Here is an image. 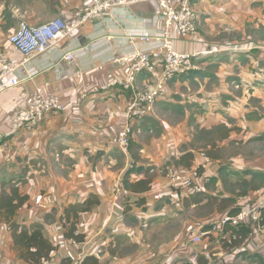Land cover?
I'll return each mask as SVG.
<instances>
[{
  "label": "crops",
  "instance_id": "0c3cea01",
  "mask_svg": "<svg viewBox=\"0 0 264 264\" xmlns=\"http://www.w3.org/2000/svg\"><path fill=\"white\" fill-rule=\"evenodd\" d=\"M197 1L199 2L195 7L196 11L199 17H204L208 14L206 10H209L210 3L216 0ZM216 2L212 5L213 10L218 6L230 5L231 2L235 5L237 0H228L229 3H223L224 0H221V3L218 0ZM89 3L90 0H0L2 15L0 23L3 25L6 23L7 12L11 14L12 21L15 23L9 28L6 38L1 37L0 47L9 52L13 62H24L25 56L9 42L10 34L18 27L15 26L16 23L27 21L30 24H40L56 17H64L67 21H73L75 11ZM159 14L160 7L156 1H144L119 6L104 14L96 15L81 23L65 41L75 51V60L72 64L61 60L62 51L59 48L61 45L58 43L51 52L36 53L23 64L24 68L17 74L22 79L19 85H9L7 79L3 81L4 85L0 89V132L4 134L0 143V184H11L18 180L21 184V191L30 193L31 206L18 211L15 220L27 224L36 219L41 222L45 235L57 246L48 264H63L65 260H70L72 264L80 262L93 249L94 244L102 241L100 245H105L109 242L106 229L117 230L121 227L120 224L117 226L114 221L116 215L122 213L117 212L115 207L113 211L110 209L114 185L116 181H123L124 174L135 163L145 167L149 165L155 167L149 173L154 180L152 188L144 193L133 192L129 189L132 195L126 202V211H123L126 215L142 217L136 226L138 230L142 229L138 233L142 240L144 239V235H141L144 233L143 227H147L148 223L169 227V224L185 210L196 208L195 205L182 208L174 204V194L177 195V192H173L158 170L176 154L181 155L187 150L195 152L190 148L195 129L188 124V120L186 125H180L183 128L178 126L179 133L176 139L173 136L170 137L174 130L169 127H164V132L157 133V136H149L147 138L149 141L141 140L139 135H135L133 142L137 145L132 147L133 151L129 148L128 153L112 141L113 135L129 122L127 113L133 103L131 90L125 91L111 86L113 77L125 73L126 64L123 61L115 63L113 58L131 55L139 47L148 48L149 46L145 43L132 44L129 37L159 33L155 22V16ZM1 28L0 24V31ZM208 45L202 41L192 46L183 41L179 42L180 49H194L200 52L196 60L201 55L207 54L210 48ZM103 63V68L98 69V66ZM197 65L201 64L197 62ZM162 69L163 66L160 65L158 72L161 73ZM220 69L222 72L230 71V66L223 64ZM73 71H81L82 74L71 82L67 75ZM151 80L149 73H143L139 75L136 86L139 88V84L146 85ZM224 80V76L221 75L219 81L222 87ZM47 82L60 94L66 105L65 110L49 114L45 121L33 131L20 129L12 132L11 121L14 115L25 107L28 96L35 88ZM206 84L207 80L198 91L205 93ZM211 85L214 84L211 83ZM175 86L180 87L179 84ZM83 87H88L91 92L82 100L80 95ZM210 96L214 95L205 94V98ZM218 102L224 106L221 110L223 115H217V109L212 114L209 112L205 116L200 115V118L206 117V120L212 121L213 125L219 122H214L216 119L222 121L228 113H234L230 104L225 105L220 98ZM155 115L158 117V114L155 113ZM150 130L152 131V129L147 131ZM202 153L195 154L194 165L204 163L206 169L213 174L215 161L207 163V156ZM143 174V172L135 171L131 176V181L139 180L144 177ZM112 178L113 183H111ZM6 188L9 191L8 185ZM207 192H211L209 188ZM92 196H97L99 203L94 205L89 212L82 213L78 223L79 231L87 234L85 242L90 244V248L87 245L83 246L85 242H80V246H75L73 240L64 237V231L60 228L58 220L59 215L70 203L82 202ZM140 197L144 198L146 208L137 204ZM242 201L238 203L236 200V204L242 205ZM50 209L53 210L52 213L48 212ZM212 213L202 214L197 222L190 223L200 227L210 222H218L227 216V211ZM92 215L95 216L94 221L91 220ZM103 217H105V224H108L107 228L103 227ZM194 228H191V233L200 230L201 227L195 228L196 230ZM176 235L174 237L179 241V246L171 253L163 254L157 259L150 258L140 249L137 259L142 262L139 264H155L157 261H160V264H213L224 260L225 255L235 253L233 247L230 248L231 251L225 253L228 250L224 248L225 244L217 242L214 238L206 237L201 243L207 239L211 242L208 244L218 247V251L213 253L217 256L216 261H213L210 258L213 252L211 248H206L204 253L193 252L192 248L201 243L196 246L184 245L183 232L181 236ZM249 237L251 238L248 241H243L247 242L244 251L255 249L261 239L259 234L254 232L250 233L247 238ZM171 241L169 240L168 245ZM235 254L242 258L239 264L264 263V258L259 255L250 257L245 252L239 253V256L237 252ZM3 255L5 264H24L18 251L12 248L11 232L6 235ZM139 255L144 256L138 258Z\"/></svg>",
  "mask_w": 264,
  "mask_h": 264
},
{
  "label": "built area",
  "instance_id": "2783aa9c",
  "mask_svg": "<svg viewBox=\"0 0 264 264\" xmlns=\"http://www.w3.org/2000/svg\"><path fill=\"white\" fill-rule=\"evenodd\" d=\"M144 1H156L159 4L160 14L155 16V22L160 32L130 36L129 39L132 44L145 43L149 47L146 49L139 47L131 55L113 58L115 63L123 61L127 65L125 64L123 75L117 74L112 78L111 86L123 87L127 91L133 90V103L127 113L129 122L113 135L112 141L123 151H129L131 137L144 132L142 128L134 130L135 114L155 112L156 102L167 95L168 81L175 75L199 67L195 62L196 57L200 55L199 51L179 48V42L183 41V43L192 46L200 41L195 0H90L88 5L75 11V20L73 21H67L64 17H56L41 25L21 21L16 30L10 34L9 42L25 56V59L24 62H13L9 52L0 47V89L6 79L9 85H19L22 79L17 74L24 68L23 64L36 53L51 52L58 43L61 45L59 47L62 51L61 60H66L72 64L75 60V51L65 41L81 23L116 7ZM177 35H180L181 38ZM222 49L227 48L211 46L207 52H218ZM160 65L163 66L161 73L158 72ZM103 66L104 63L100 64L98 69L101 70ZM56 71L60 72L59 69ZM142 72L149 73L152 80L144 88L138 89L136 83L139 74ZM81 74V71H73L67 77L71 82H74L76 77ZM90 92L88 87H83L80 99L83 100L88 97ZM65 108L66 105L60 94L51 87L49 82L39 85L28 96L25 107L12 118L11 130L12 132L20 129L33 131L43 123L49 114L64 111ZM3 138L4 134L0 132V143ZM206 160L209 163V157H206ZM203 166L206 168L205 164ZM158 170L164 176L166 183L172 189L180 191L181 194L206 191L212 176L207 169L201 170L200 165L177 166L172 163V159H169ZM131 195V191L123 181H118L114 185L113 198L117 212L123 211V204ZM253 195V197H250V194L242 197L243 201L246 202L240 205V209L234 215L226 216L224 219L214 222L206 231H202L200 228V230L191 233L187 245L196 246L206 237L214 238L217 242L225 244L233 239L241 238L242 235L239 230L245 226L253 228V232L264 239V189L257 190ZM10 230V225L0 221V264L5 263L3 248L6 235ZM251 237L246 238L245 241ZM73 244L75 246L81 245L75 240ZM86 245L90 248L88 242L83 243V246ZM244 245L245 243L242 242L241 246L234 247V250L240 253L245 248ZM261 249H264V246L260 247L258 251L261 252ZM49 259L44 260V263L48 264ZM80 263L81 261L73 264ZM63 264H72V262L65 260Z\"/></svg>",
  "mask_w": 264,
  "mask_h": 264
},
{
  "label": "trees",
  "instance_id": "16d2710c",
  "mask_svg": "<svg viewBox=\"0 0 264 264\" xmlns=\"http://www.w3.org/2000/svg\"><path fill=\"white\" fill-rule=\"evenodd\" d=\"M258 1H255V3H260L263 5L262 12L264 14V1ZM7 13L8 18L6 17L7 19L6 23L4 24V30H8L15 24L12 21L11 14L9 12ZM258 26L264 30L263 22H260ZM257 46L259 47L255 46V48L253 47L251 51L239 52V50H236L231 52L228 49H222L218 52H207V54L201 55V57H199L197 60L195 59L196 63L198 62V64H201L198 68L190 69L179 75H175L168 81V88L169 86H175L179 84V90L172 91L169 94L168 89L167 95L163 99H160L156 102V108H163L181 115H185V113H188V111L191 112L188 124L193 127L195 131L190 148L194 150L198 146V148L202 149L206 156L210 158L208 162L215 161L219 166V173L212 175L211 181L208 183L209 187L210 184L216 183L217 181L222 182V189L218 190L217 194H210V192H207V190L202 193L181 194L180 191L172 189L173 192H177V195L174 194L173 199V203L177 206H182V208H184L195 205L196 208L200 207L203 209H208V211H206L207 214L212 212L227 211V216H229L234 215L240 209V205L236 204V196L241 197L251 193L253 194L257 190L264 189V166L249 167L244 169H230L228 171V166H225L220 160L223 158V147L220 145L221 142L224 144V142H226L228 139H232L234 131L238 128L226 120L214 123L211 127L201 125L197 114L200 113V115H203L206 110V107L202 106L201 103L203 99H206L205 93H203V91H197L195 96L199 97L200 99L191 100L187 97L186 104L183 103L185 102V97L182 93V91L185 90L190 91L192 87H196L197 90H199L204 85L206 80V87H208L214 81L220 80L221 75H223L225 78L224 86H221L223 92L220 97H218V101L220 98V100L225 105L230 104L231 110H233V102H240V105H245L242 100L243 97L246 96L248 102V99L251 98V96H255L254 92L256 90V85L261 84V82L255 81L250 83L249 80H244L240 74L235 75L232 71L222 72L220 68L223 64L229 65L230 68L233 66H241V63L243 67L245 65L247 66L250 62V58L247 53L251 52L256 55L257 52H260L264 46V37L259 38V44ZM255 57L259 59V56ZM258 68L260 70H262L261 68H264V59L260 60V63H258ZM252 69H256V67H252ZM143 73L147 72H142L139 75H143ZM117 87L125 90L123 87ZM233 88L239 89V94L241 95L240 98L237 97L235 93L230 92V90ZM247 92L251 93V95ZM192 106H196L198 111H191L189 107ZM216 111L217 107L213 113ZM155 112L136 113L135 122L133 125L134 130L137 128H142L143 130L159 128V126H161V120L155 115ZM226 116H228L229 119L230 117L236 116V114L228 113ZM257 138L264 139V132ZM133 141L134 140L132 136L130 139L131 151L134 150L132 147L137 145V143ZM194 159V151L187 150L181 155H174L172 163L177 166L189 167L194 165ZM154 168L155 167L152 165L145 167L135 163L134 166L127 170V172L124 174L122 178L123 182L126 187L133 192L144 193L149 191L154 185L153 177L149 175V173ZM200 169L205 170L206 168L203 165H200ZM135 171L143 172L144 177L140 178L139 180H135L134 182L131 181V176L133 173H135ZM231 177H236V179L233 180ZM7 185L9 187V191L6 188ZM20 185L21 184L18 180L11 184H0V221L10 225L11 230L9 232H11L12 248H15L18 251L19 257L21 260H23L24 264H43L44 260H47L51 257V254L56 250L57 246L45 235L43 225L39 220H33L32 223L29 224L23 222L21 223L20 220H15V216L17 215L18 211L25 207L31 206L30 193H23L21 191ZM143 199V197H140L139 201H137V204L142 208H146V206H144ZM98 203L99 199L97 196H92L82 202L76 201L74 203H70L62 210L58 220L60 228L63 229L64 237L66 239L73 241L75 240L79 243H83L87 240V234L85 232L79 231L78 229L79 218L82 213L89 212L92 207ZM126 204H124L125 211L127 209ZM52 211L53 210L50 209L48 212L52 213ZM213 223L214 222H210L208 224L202 225L201 230H208ZM253 231V228L249 226L241 228L239 233H241L242 237L225 243V248L230 249L232 247L234 248L241 246L242 242L245 241V239ZM102 246L103 245H98L94 247L83 257L80 264H105V261L102 258ZM110 247L111 253L115 255L113 251V248L115 247L112 245H110ZM241 252L247 253V251L244 250ZM255 255L263 257V255L258 251L249 253L250 257H254ZM158 262L160 261H157V263Z\"/></svg>",
  "mask_w": 264,
  "mask_h": 264
},
{
  "label": "rangeland",
  "instance_id": "374dc122",
  "mask_svg": "<svg viewBox=\"0 0 264 264\" xmlns=\"http://www.w3.org/2000/svg\"><path fill=\"white\" fill-rule=\"evenodd\" d=\"M216 1L210 3L209 10H206V13H208L207 16L205 15L204 17H199L198 15L200 41H202L203 43H208V46L210 47L221 46L227 48L231 52L236 50H239V52L251 51L253 47H259L257 46L259 44V38L264 37V30H262L258 26L260 22L264 23V14L262 12L263 5L260 3H255V1L258 0H237V3L235 5H233L234 2H231L230 5L225 4L223 7L218 6L216 7L217 9L213 10L212 5L217 3ZM198 2L199 1H195V7H197L196 5L198 4ZM218 2L221 3V0H218ZM227 2L228 0H224L223 3ZM1 17L2 15L0 13V19ZM0 24L2 27L0 31V39L1 37L6 38L9 29L4 30L3 28L5 27V25H3L2 23ZM41 24L42 23L35 25ZM18 25L19 24L16 23L15 26ZM4 32L5 34H1ZM247 54L250 58L249 64L243 67L241 63V66L231 67L230 71H232L235 75L240 74L244 80H249L250 83L258 81L261 82V84L256 85V90L254 92L255 96H251V98L248 99V102L247 97H243V103L245 104L247 102V105H240V102H233V110L236 116L230 117L229 119L228 116H224V120L238 128L234 131L232 139H228L226 142H224V144H222L223 142H221L220 144L221 147H223V158L220 160L225 166H228V171L230 169H244L249 167L264 166V139L257 138L260 134L264 132V68H261L262 70L258 68V63H260V60L264 59V46L262 47L260 52L256 53V55L251 52H248ZM255 56H259V59ZM251 66L253 68L256 67V69H252ZM213 84L214 85H210L204 89L205 94L214 95L203 99L201 102L202 106L206 107V110L203 114L204 116L207 115L209 112L212 114L216 107H218L217 115H223L221 110L224 108V106L218 102V97H220V95L222 94V85L219 80L214 81ZM139 85L140 86L138 89H142L145 87V85ZM168 89L170 94L172 91H178L179 87L172 85L169 86ZM197 91L198 90L196 87H192L190 91H182L183 96L185 97V102L183 103L186 104L187 97L191 100H199L200 98L195 96ZM230 92L235 93L236 96L239 98L241 97V95L239 94V89L233 88L232 90H230ZM248 94L251 95V93ZM157 108L155 107L154 110L156 111L155 113H159L158 117L161 120V126H159V128H153L152 131L144 130V132L139 135L141 137L140 139L144 141H149L147 139L149 136H157V133L164 132V127H169L170 129H173L174 131L173 133H171V135L170 132H167L170 137L173 136L176 139L177 134L179 133L178 126L183 128V126L180 125H186V122L187 120H189L191 112L188 111V113L186 112L185 115H181L169 110H165L163 108ZM189 108L191 111H198V108L196 106H192ZM197 116L198 120H200L201 122V125H212V121L201 119L200 113L197 114ZM220 120L221 119H216L214 122ZM194 150V153L196 155L202 153L201 151H203L202 149H199L198 146ZM202 154L205 153L203 152ZM171 159H173V156ZM218 167V164L214 162L212 175L219 173ZM231 178L233 180L236 179V177ZM111 181V183H113V178ZM115 183L117 184L118 182L116 181ZM208 188L209 191H211L210 194H217L218 190L222 189V182L217 181L216 183H212ZM253 196V194H250V197ZM242 197L243 196H236V200L238 201V203L243 200ZM245 202L246 201H242L241 204H245ZM110 204V209H112L113 211L115 207V205H113V195L112 199L110 200ZM123 211H125L124 204ZM123 211L120 212L122 214H117V217L113 216L116 217L114 223H116L117 226L119 224L121 225L120 229H108V224H105V217L102 218V221H105L103 223V227L107 228L106 233L109 239V242H107V244L101 247L102 258L104 259L105 264H139L140 262H142L137 259V254L140 249L145 253V255H149L150 258L154 259H157L163 254L171 253L174 248H177L179 246V241L176 240L174 237L176 233V236H181V233L183 232V243L184 245H187L191 233V228L199 227L195 226L194 223L190 222H197V219L200 217V215L207 214L206 211H208V209L197 207L194 209L185 210L182 214H180V216H177L174 219V222H171L169 224V227H163L156 224L150 225L148 223L147 227H143L144 233L141 234L144 235L143 240L138 236V233H140L142 229L138 230L136 228V226L139 224V220H142V217H138V219L136 216L126 215ZM94 217L95 216L92 215V221H94ZM210 221L211 220H209V222ZM169 240L172 241L168 245ZM100 243L94 244L93 248L100 245ZM208 243L211 242H208V240L205 239L203 243L196 246L195 248H192V250L193 252L197 251V253H204L206 248H211L213 252H211L212 256L210 258L213 259V261H216L217 256H214L213 253L218 251V247L214 246V244ZM246 243L245 245H247ZM110 245L115 247L113 248L115 255L111 253ZM245 245L243 247H245ZM263 246L264 239H260L258 241V246L252 251H247V254L252 253L254 251H258V249ZM231 249L226 250L225 253L231 251ZM235 253L225 255L224 260L222 259L216 261L213 264L241 263L242 258L237 257ZM259 253H261L264 257V249H261V252ZM141 256L144 255H139L138 258Z\"/></svg>",
  "mask_w": 264,
  "mask_h": 264
}]
</instances>
